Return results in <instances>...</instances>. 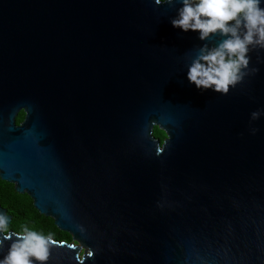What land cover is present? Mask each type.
I'll return each mask as SVG.
<instances>
[{"label":"water","instance_id":"water-1","mask_svg":"<svg viewBox=\"0 0 264 264\" xmlns=\"http://www.w3.org/2000/svg\"><path fill=\"white\" fill-rule=\"evenodd\" d=\"M180 6L0 0V177L71 235L47 264H264V50L197 90L224 37L174 28Z\"/></svg>","mask_w":264,"mask_h":264},{"label":"clouds","instance_id":"clouds-1","mask_svg":"<svg viewBox=\"0 0 264 264\" xmlns=\"http://www.w3.org/2000/svg\"><path fill=\"white\" fill-rule=\"evenodd\" d=\"M176 0H155L157 6ZM171 25L185 33L198 32L201 40L218 34L224 39L204 47L187 68V80L196 89L221 95L235 89L249 74L251 52L264 50V0H179ZM258 72L259 69H252ZM259 110L250 115L260 118ZM257 133L256 129L252 134ZM52 237L23 226L12 229V218L0 210V264H47Z\"/></svg>","mask_w":264,"mask_h":264},{"label":"trees","instance_id":"trees-1","mask_svg":"<svg viewBox=\"0 0 264 264\" xmlns=\"http://www.w3.org/2000/svg\"><path fill=\"white\" fill-rule=\"evenodd\" d=\"M154 136L165 139L166 134L158 127L154 129ZM0 206L7 209L12 216V229L20 230L26 226L30 230L37 231L45 236H51L58 241H67L72 239L67 232L60 230L51 217L41 215L34 206L33 199L28 194H20L15 185L6 182L0 177Z\"/></svg>","mask_w":264,"mask_h":264},{"label":"flooded vegetation","instance_id":"flooded-vegetation-1","mask_svg":"<svg viewBox=\"0 0 264 264\" xmlns=\"http://www.w3.org/2000/svg\"><path fill=\"white\" fill-rule=\"evenodd\" d=\"M6 117H4L2 114H0V124H2V121L5 119ZM25 119V112L23 109L19 110L17 112V115L15 117V125L16 127L21 126L24 122Z\"/></svg>","mask_w":264,"mask_h":264},{"label":"rangeland","instance_id":"rangeland-1","mask_svg":"<svg viewBox=\"0 0 264 264\" xmlns=\"http://www.w3.org/2000/svg\"><path fill=\"white\" fill-rule=\"evenodd\" d=\"M66 242L71 243L73 242V239L67 240Z\"/></svg>","mask_w":264,"mask_h":264}]
</instances>
